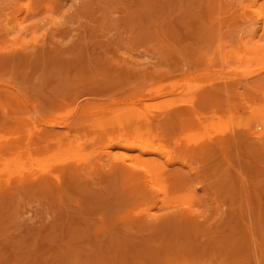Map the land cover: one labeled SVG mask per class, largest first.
<instances>
[{
  "label": "rangeland",
  "instance_id": "obj_1",
  "mask_svg": "<svg viewBox=\"0 0 264 264\" xmlns=\"http://www.w3.org/2000/svg\"><path fill=\"white\" fill-rule=\"evenodd\" d=\"M25 1L0 0V264H264V0ZM105 132L163 151H136L172 171L152 214Z\"/></svg>",
  "mask_w": 264,
  "mask_h": 264
},
{
  "label": "bare ground",
  "instance_id": "obj_2",
  "mask_svg": "<svg viewBox=\"0 0 264 264\" xmlns=\"http://www.w3.org/2000/svg\"><path fill=\"white\" fill-rule=\"evenodd\" d=\"M25 2H24V4H25ZM254 8H255V6H254ZM26 9H27V7H26ZM255 39H256V37H255ZM210 71H208V72H210ZM199 72H201V71H199ZM202 72H205V71H202ZM215 72H214V74H215ZM207 74L208 73L206 71V76L208 77ZM211 74H210L209 77H211ZM198 75H197L196 78H198ZM191 76H189L188 78L191 79ZM219 76L220 75H218V78H219ZM193 77H194V75L192 76V78ZM200 79H201V82H202V78H200ZM200 79H199V81H200ZM196 80H198V79H196ZM203 81H205V80H203ZM195 83L197 84V81ZM40 118H39V120H40ZM42 119H44V118L42 117ZM135 121H137V120H135ZM262 124H264V116H261V114H259L257 118H254L252 123L250 124L251 125L250 131H253V134L256 137H262V135H264V132L261 133V131L258 129V126H260ZM149 132H151V131H149ZM104 134L106 135L105 138H107L108 140L110 139L112 141L109 142L108 144H106L102 148L101 151L97 150V152H98L97 154L101 155L102 159H110V162H111L110 164H112V167H114V168L118 167L120 170H122L123 172L129 174L130 176H132L135 179L136 183L139 184V187L143 188L142 189L143 192H144V200L143 201H147L148 202L147 203L148 205H147L146 209L143 211L142 214L143 215L152 214L154 207H156V206L162 207L161 204H160V201H164V198H162L160 195L159 196L156 195V192L153 189H151V182L152 181L153 182H157V179H160L161 176H164V174L167 175V173L171 174L172 171H171V169L170 170L169 169L164 170V168H160V167H158L156 165H154L153 168H150L148 166L147 167L146 166L139 167L138 166V160H139L138 158H139L140 155H137L136 151L138 150L139 154H144V155H150L153 152L154 153H163V151H160V149H158V151H157L156 147L142 144L141 142L137 141L138 140L137 137L130 136V135H125L122 132H120V133L119 132H116V133L105 132ZM161 134H162V132H161ZM62 137H63L62 134L57 133L55 131V126H54V127L48 128V129H43L42 133H41V136H40V139L42 138L41 139L42 141H46V140H49V141L53 140L54 141V140H61V139H63ZM166 156H168V160L170 161V163L173 162V160L175 159L172 156H169V155H166ZM146 157L147 156H144L143 158L146 159ZM146 176H148L149 179H146ZM140 184L142 186H140ZM165 189L167 190L168 193H172L171 187H170L169 190H168V188H165ZM245 208H246V206H245Z\"/></svg>",
  "mask_w": 264,
  "mask_h": 264
}]
</instances>
